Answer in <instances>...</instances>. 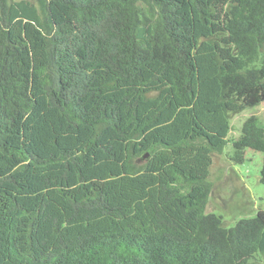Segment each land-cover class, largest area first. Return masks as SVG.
Wrapping results in <instances>:
<instances>
[{"label":"trees","instance_id":"obj_1","mask_svg":"<svg viewBox=\"0 0 264 264\" xmlns=\"http://www.w3.org/2000/svg\"><path fill=\"white\" fill-rule=\"evenodd\" d=\"M263 102L264 0H0V264L264 263L206 211Z\"/></svg>","mask_w":264,"mask_h":264},{"label":"rangeland","instance_id":"obj_2","mask_svg":"<svg viewBox=\"0 0 264 264\" xmlns=\"http://www.w3.org/2000/svg\"><path fill=\"white\" fill-rule=\"evenodd\" d=\"M20 68H23L22 62ZM250 116L257 117L264 124V102L231 119L228 143L221 154L212 157L209 176L212 186L206 211L220 216L225 227H232L241 219L252 218L264 209V186L259 182L262 153L246 149L241 164L230 159L232 142L238 139L243 122Z\"/></svg>","mask_w":264,"mask_h":264}]
</instances>
